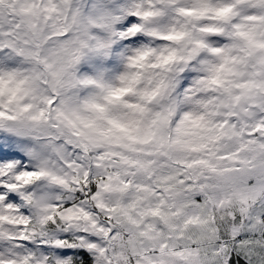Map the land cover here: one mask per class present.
<instances>
[{
  "label": "snow or ice",
  "instance_id": "1",
  "mask_svg": "<svg viewBox=\"0 0 264 264\" xmlns=\"http://www.w3.org/2000/svg\"><path fill=\"white\" fill-rule=\"evenodd\" d=\"M161 33L173 48L153 117L159 131L139 138L151 149L87 130L81 107L108 118L109 106L132 90L112 83L127 79L111 67L130 59L124 46ZM135 54L143 58L145 49ZM187 70L194 79L183 94L208 136L190 147L198 155L173 160L163 125ZM84 89L92 94L82 97ZM20 97L27 103L11 102ZM52 186L78 189L85 203L62 205L47 191ZM220 191L243 200L231 239L207 247L212 226L195 209ZM104 193L115 195L105 200ZM258 194L264 0H0V264H264ZM194 223L204 227L194 231Z\"/></svg>",
  "mask_w": 264,
  "mask_h": 264
},
{
  "label": "clouds",
  "instance_id": "2",
  "mask_svg": "<svg viewBox=\"0 0 264 264\" xmlns=\"http://www.w3.org/2000/svg\"><path fill=\"white\" fill-rule=\"evenodd\" d=\"M143 35V34H141ZM129 51L126 54L130 59L115 61L111 65L113 75L118 77L121 73H127V79L121 81L114 78L112 83L119 87H130L132 90L125 93L122 97L123 103L117 105H110L109 111L106 114L108 118H102L99 114L91 110L81 107L80 119L87 122V130L95 133V129L99 128L107 134L110 140L122 144H134L137 148L150 150L152 144H141L139 138L147 139L153 131H159V121L154 119L155 114L161 110V104L158 99L160 89L161 73L169 64L167 57L171 55L169 49L173 48V41L168 36L161 33L155 37H145L144 39L132 45H125ZM144 48L145 54L143 58L135 54V49ZM194 75L190 74V70L185 71L180 75V83L183 84L184 80L188 84L183 87H178L175 91V98L178 99L176 109L168 114V119L164 122L163 132L166 138L171 139L172 159L183 160L190 156H196L198 153L190 151L191 146L204 143L208 136L206 127H202L203 120H198V108L191 98L184 96V89L192 84ZM152 93V100H148V96ZM92 94L91 89H84L81 92L82 97ZM195 95V94H193ZM11 96L10 92L5 93L2 97L8 100ZM19 96V94H17ZM12 103H27V98L20 97L19 100H13ZM144 109V111H141ZM109 118H115L124 127H116L109 122ZM137 138L133 140L132 138ZM220 150H227L226 145H221ZM224 167L231 165L230 160L218 161ZM141 181L143 177H139ZM78 190V189H77ZM77 190L68 191L60 186L48 187L53 198H62L63 203L75 205L76 203H85L81 199L85 193L77 195ZM91 192V187L88 188ZM114 193H104L105 200L110 199ZM121 196L131 197L133 192L121 193ZM264 194H258L257 199L260 200L259 204H255L257 208L260 204H264ZM243 197L233 191H220L216 195V199L203 203L195 209L196 216L202 218L206 224L212 226L211 232L214 233L211 239L207 241L206 246L216 244L217 240L231 239L229 230L231 224L235 219L234 214L239 213ZM88 207L90 210L95 209V202L91 197H87ZM255 203V201L253 202ZM252 205H249L251 207ZM203 224L194 223L192 230L199 232ZM264 256V252L258 253ZM253 264H258L257 260H253Z\"/></svg>",
  "mask_w": 264,
  "mask_h": 264
}]
</instances>
